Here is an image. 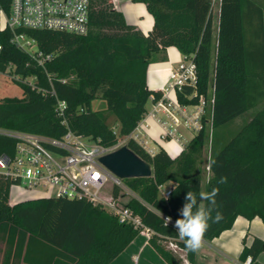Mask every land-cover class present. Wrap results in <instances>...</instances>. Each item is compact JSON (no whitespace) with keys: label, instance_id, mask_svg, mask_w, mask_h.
I'll return each mask as SVG.
<instances>
[{"label":"trees","instance_id":"1","mask_svg":"<svg viewBox=\"0 0 264 264\" xmlns=\"http://www.w3.org/2000/svg\"><path fill=\"white\" fill-rule=\"evenodd\" d=\"M143 3L152 16V31L144 36L129 25L123 14L107 0H95L88 18V32L78 36L50 31L25 30L38 47L52 59L38 66L28 54L11 43L9 29L0 31V71L8 64L22 77H35L38 92L18 84L21 97L0 98V129L60 139L67 131L91 137L110 147L117 137L128 138L145 116L147 103L162 96L147 88L148 65L166 60V48L175 47L195 65V87L176 90L181 106L207 103L213 85V104L201 119L200 131L176 159L162 149L150 156L128 138L126 146L152 169L149 178L122 180L137 198L125 207L139 216L152 234L149 244L166 264H202L196 252L186 250L175 223L187 192L197 194L198 206H207L201 192L218 188L216 197L220 219L212 222L204 240L211 241L231 229L235 219L259 218L264 225V43L262 10L250 0H219L218 22L212 20L213 0H132ZM10 0H0V11L9 14ZM22 32V31H18ZM256 38L249 41L247 34ZM54 93V95L51 94ZM102 99L108 114L117 122V135L106 116L91 110ZM63 101V116L56 112ZM251 113V114H250ZM250 114L239 131L220 149H214V131L236 118ZM210 125L211 159L207 179L195 170L196 158L206 141ZM15 140L0 134V155H12ZM225 178V183H220ZM174 182L165 200L160 187ZM8 180L0 178V264H110L136 238L139 230L91 202L68 199H37L9 204ZM120 189L113 187V195ZM176 243L181 253L166 246ZM264 252V241L254 237L243 241L240 263Z\"/></svg>","mask_w":264,"mask_h":264},{"label":"built area","instance_id":"2","mask_svg":"<svg viewBox=\"0 0 264 264\" xmlns=\"http://www.w3.org/2000/svg\"><path fill=\"white\" fill-rule=\"evenodd\" d=\"M95 0H10L9 14L0 11V31L9 29L12 33L10 43L18 50L29 55L38 66L52 59L51 54H45L40 50L35 38L27 35L25 30L50 31L83 36L88 32V18L91 6ZM112 1V0H110ZM22 31V32H18ZM2 47L0 45V53ZM186 63L179 64L178 68L170 72L169 87L179 90L183 85L195 87V65L191 59H185ZM14 66L8 64L0 71V85L23 84L38 92L35 77H22L14 72ZM20 88V87H19ZM54 95L53 92H51ZM165 93L156 101L155 109L150 116L157 114L156 108H161L170 116L175 125H184L196 135L201 129V119L207 114L213 104V85L210 87V99L200 95L198 104L194 106H181L178 102H164ZM177 100V99H176ZM172 106L176 114H171ZM187 107L192 110L187 111ZM65 103L57 102L56 112L63 116ZM0 134L15 140V148L12 155H0V178L10 182L9 193L12 187H23L25 191L35 193L32 200L37 199H85L95 206H99L108 214L116 217L120 223L131 225L139 230V233H152L144 227L139 216L125 207L122 195H113V187L123 189L122 180L109 173L98 159L122 146L116 144L104 147L95 143L89 146L83 136L73 134L71 131L60 139L45 138L38 135L0 129ZM164 136L173 137V131L165 129ZM137 142L150 155L148 150L132 134L128 137ZM124 138L123 141H127ZM108 180L113 184L108 193H104V187ZM170 190L161 192L166 200L170 196ZM127 191V190H125ZM23 192H19L21 196ZM19 203V202H18ZM10 205L11 204L9 202ZM16 204V203H15ZM164 217L167 224L174 226V222ZM166 246L174 253H181L176 243L168 240ZM243 264H250L247 258Z\"/></svg>","mask_w":264,"mask_h":264},{"label":"crops","instance_id":"3","mask_svg":"<svg viewBox=\"0 0 264 264\" xmlns=\"http://www.w3.org/2000/svg\"><path fill=\"white\" fill-rule=\"evenodd\" d=\"M111 2L114 8L123 14L126 22L134 24L144 36L152 31L153 19L143 3H136L132 0H112ZM165 54V61H157L148 65L146 85L150 91L165 93L164 102H172L173 105V102L177 100L175 89L168 86L170 72L176 70L179 64L186 63V61L173 46L167 47ZM155 103L152 100L147 103V112L132 132V136H135L153 154L160 148L174 160L195 135L184 125H175L170 116L161 108H156L157 114L150 116L149 114L155 109ZM186 109L190 112L192 107ZM170 111L171 114L177 113L173 106ZM244 117L235 120L242 118L243 121ZM165 129L173 131V137L164 136ZM207 176L209 177V171ZM173 187L174 182L170 181L161 186L160 191ZM151 234L139 233L110 264H166L150 246ZM254 237L264 241V225L261 220L256 217L248 221L242 217H237L231 229L223 231L211 241L203 240L202 247L196 251V260L202 264H242L238 257L243 248V241L245 240V245L249 246ZM256 262L257 264H264V252L258 255ZM184 263L187 264L186 261Z\"/></svg>","mask_w":264,"mask_h":264},{"label":"rangeland","instance_id":"4","mask_svg":"<svg viewBox=\"0 0 264 264\" xmlns=\"http://www.w3.org/2000/svg\"><path fill=\"white\" fill-rule=\"evenodd\" d=\"M255 6L259 7L262 10V26H263V33L262 36H259L258 38H261L262 40H255L257 43L259 41H263L264 43V0H250ZM107 4H112L110 0H107ZM114 7V6H113ZM218 12H219V0H213L212 3V20L214 27L217 25L218 22ZM132 26H135L134 24H129ZM255 39V36H252L250 33L247 34V39L249 41H252V39ZM22 95V90L16 85H0V98H5V97H21ZM91 110L92 111H98L102 113V115L106 116L107 118V124L111 127L113 133L117 135L118 127H117V122L114 117L110 116L108 112L106 111V105L105 102L98 98L94 100L91 104ZM251 114V113H250ZM250 114L244 115V119L242 121L241 119H237L232 121L231 123H227L225 125L219 126L215 129L214 131V149L218 150L220 149L223 145H225L242 127L243 123L247 121V119L250 117ZM206 141L205 145L203 147V150L200 155L197 156L196 158V167L195 170L198 171L204 176L205 179H207V173H208V160L210 153L212 151V142H211V129L210 125L207 126L206 128ZM85 142L89 146H95L96 141L93 140L91 137H84ZM124 138L117 137V142L116 144H122L125 145L126 142L123 141ZM115 144V145H116ZM113 184L112 180H108L106 183L103 192L108 193L111 189V186ZM123 189H120L121 195H122V202L126 203L132 198H137V195L134 191H132L129 187L126 186V184L122 181ZM127 190V191H125ZM23 192L21 196L18 195L19 192ZM163 192V191H160ZM36 196L35 193L25 191L23 187H17L14 186L11 188L10 193H9V202L10 203H18L26 200H32V198Z\"/></svg>","mask_w":264,"mask_h":264},{"label":"clouds","instance_id":"5","mask_svg":"<svg viewBox=\"0 0 264 264\" xmlns=\"http://www.w3.org/2000/svg\"><path fill=\"white\" fill-rule=\"evenodd\" d=\"M215 164V159H211L208 164L209 169ZM225 182L226 179L221 178L220 183ZM218 194V188H212L208 192H201L199 198L208 201V205L198 206L197 194L193 192L186 193L185 203L179 210L180 218L176 219L174 227L177 230L179 239L184 241L187 251H198L202 247L204 236L210 227V221L215 222L221 218L218 212L213 217V211L217 208L216 197ZM166 220L169 222L171 217Z\"/></svg>","mask_w":264,"mask_h":264},{"label":"water","instance_id":"6","mask_svg":"<svg viewBox=\"0 0 264 264\" xmlns=\"http://www.w3.org/2000/svg\"><path fill=\"white\" fill-rule=\"evenodd\" d=\"M98 162L120 180L152 176L150 165L134 154L126 145L100 157Z\"/></svg>","mask_w":264,"mask_h":264}]
</instances>
